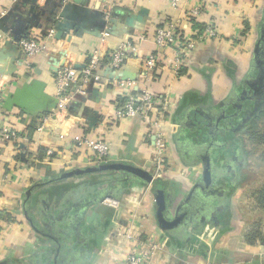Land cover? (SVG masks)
<instances>
[{"label":"crops","instance_id":"0c3cea01","mask_svg":"<svg viewBox=\"0 0 264 264\" xmlns=\"http://www.w3.org/2000/svg\"><path fill=\"white\" fill-rule=\"evenodd\" d=\"M203 1L207 12L200 17V22L213 21L221 41H207L187 54L179 77H174L168 70L172 64V52L160 53L159 69L145 85L159 103L164 101L168 105L166 131L170 172L166 184L168 190L172 187L177 189L174 196L171 194L174 200L172 205L175 204L177 208L195 184L203 185L202 174L206 161L212 176L220 167L230 170L227 172V168L220 176L213 178L211 188L224 191L213 198L217 209L208 223L202 217L193 216L187 229L180 233L174 231L169 236L157 228L151 189L147 190L143 185H134L117 200L110 198L118 203L116 208L107 206L103 203L104 199L96 203L77 200L76 205L83 211V227L79 230L74 224V231H78V236L88 244L87 257L82 264H114V255L119 256L116 249L121 252L129 245L126 238L118 233L130 229L141 240L153 233L159 242H166L160 259L169 264H264V245L246 237L251 227L245 228L234 205L237 189L243 184L241 174L247 158L242 140L246 137L241 136L240 151L233 149L229 154L225 151L220 155L217 151L219 148L214 149L212 142H201L200 159L194 156V159L190 158L187 152L184 155L178 152L177 136L182 129L181 124L188 125L192 121V114L202 110L209 114L206 121L201 119L203 125L199 127H208V122L214 120H211L212 112L216 113L220 103L236 91L239 93L243 90L242 82L251 57L240 49V54L235 56L228 38L238 33L244 22L251 27L259 17L263 19L264 16V8L259 16V4L253 9L252 0ZM106 3L113 7L116 20L115 33L110 36L105 48L112 50L124 41L136 44L139 51L127 61L123 74L136 75V81L139 82L141 60L156 52L154 32L175 15L166 0H38L36 5L32 0H0V19L8 15L0 24V70L6 74L0 76V93L5 99L8 93H14L16 89L33 88L24 91L23 107L13 105L8 110L3 108L0 113V130L10 128L16 134L6 141L0 138V263L9 264L14 260L16 264L25 261L31 264V258L36 255V243H41L42 239H38L39 236L32 231L25 214L33 224L39 223L37 216L41 208L46 205L56 215L58 204L68 199L59 196L58 202L54 201L52 198L57 193H72L73 188L82 184L105 181L95 179L75 182L103 175L99 174L47 184L61 173L88 167L89 155L74 147L75 139H102L109 145L105 163L120 162L151 171L150 161L154 158L153 130L139 117L113 121L114 110L124 100L120 89L104 87L98 89V94L85 100L76 99L61 117L55 115L56 107L51 109V99L56 93L54 70L63 66V56L79 66L87 61L99 42L95 33L100 21L93 11L97 5L100 7ZM62 12L64 18L60 33L58 38L54 33L47 42L48 53L27 59L13 39L29 36L42 39L50 29H54ZM182 29L189 32L190 27L184 22ZM142 36L144 38L141 40ZM231 62L235 68L228 66ZM230 75L234 76V80ZM239 79L236 84L235 80ZM138 84L133 87V92L141 87L140 82ZM48 109L51 111L43 112ZM39 115L42 117L38 118ZM41 126L42 130L38 131ZM208 134L204 132L200 139H210ZM195 137L181 138L184 142H192ZM47 151H52L49 157ZM233 155L235 159L232 161ZM221 161H228V164H221ZM33 186L31 196L24 205L26 192ZM230 189L233 190L226 197ZM197 192V196H201L202 193L199 190ZM207 194L211 195V191ZM190 205L183 204L184 209ZM8 217L13 221H7ZM262 221V226L258 227L260 232H264V218ZM197 228H201V231L195 235ZM194 235L196 243L191 244Z\"/></svg>","mask_w":264,"mask_h":264},{"label":"built area","instance_id":"2783aa9c","mask_svg":"<svg viewBox=\"0 0 264 264\" xmlns=\"http://www.w3.org/2000/svg\"><path fill=\"white\" fill-rule=\"evenodd\" d=\"M175 15L154 32L153 43L156 52L148 54L141 60L142 69L140 74V85L137 93L133 92V87L138 81L130 80H107L98 75L104 68L119 71L124 67L129 59L136 56L139 49L136 44L124 41L115 46L114 49H106L110 35L103 31L99 36L98 46L90 53L87 61L81 65L80 69L75 68V62L64 56V64L54 72L53 84L55 87L56 108L55 115L61 117L67 113L69 104L78 96H85V89L91 79L95 81L94 86L98 89L113 87L122 91V104L113 113V121H122L133 117H139L144 124L153 130V151L154 158L151 161L152 175L154 178L161 179L165 174L167 161V131L168 114L167 103H159L146 88L147 83L159 69L158 55L165 51L173 54L172 64L168 70L174 77L180 76V70L184 67V59L199 44L207 41H216L220 33L213 25H206L204 30L199 33L191 29L189 18L199 19L207 12L206 3L203 0H166ZM102 18L105 22L110 19L113 7L109 3L99 7ZM188 21L189 32L184 31L180 35L184 22ZM54 36V30L50 29L42 39L29 36L19 40L16 45L27 59L48 53V41ZM182 37V38H181ZM144 36L140 37L142 40ZM104 81L100 84V81ZM139 85V84H138ZM138 87V86H137ZM4 96L0 93V113L3 109ZM42 121V120H41ZM170 126V125H169ZM42 130V126L38 131ZM15 132L10 128L0 130V138L3 141L15 137ZM74 147L82 149L89 155L87 165H98L105 163L108 158L109 145L99 138H81L74 140ZM47 156L52 151H47ZM166 164V165H165ZM149 187H147V190ZM103 203L111 208H116L118 203L115 200L104 199ZM124 236L129 243L124 251L116 249L119 256L114 255V264H169L160 259L164 252L166 242H159L158 238L151 233L147 239L141 240L130 230L118 233Z\"/></svg>","mask_w":264,"mask_h":264},{"label":"water","instance_id":"95a60500","mask_svg":"<svg viewBox=\"0 0 264 264\" xmlns=\"http://www.w3.org/2000/svg\"><path fill=\"white\" fill-rule=\"evenodd\" d=\"M26 1L28 0H23V2H26ZM36 2H38V0H32V3L34 5H36ZM98 9H99V6L97 5L96 9L93 11V14L96 15L100 21V27L98 31H96L95 33L96 36L99 37L103 31H106L110 36L113 35L115 33V20H116L115 13L112 12L110 19L107 22H105L102 18V13L98 11ZM7 16L8 15L1 17L0 24L4 22ZM63 18H64V13L62 12L61 14H59L58 19L56 20V24L53 29L55 33V37L57 38H58V34L60 33V27H61L60 25L63 21ZM263 32H264V16H263V21L260 25L261 35H259V40L255 44V47L253 50L252 66L250 69V72L252 73L257 72V74L255 75V77H252L249 79V81H247V85H245V87L247 86L248 89L246 90L244 87L242 91L243 93H246V92L253 93V96H251L250 99L252 100L254 99V104H253L254 108H253V111L250 112L249 116L253 115L254 111H256V109L259 108L264 98V54H263L264 43L262 42ZM21 39L23 38H15L13 39L14 41L13 43L16 45V43ZM80 67L81 66L79 65H75L76 69H80ZM125 68L126 67L124 66L119 71H114L110 68H104L102 71L98 72V75L102 77L103 79H107V80L115 79V80L135 81L137 79L136 75L129 76L127 74H123V71ZM3 75H6V74L2 70H0V76H3ZM103 82L104 81L102 80L99 83L102 84ZM94 83L95 81L91 79L85 89V96H78L76 99L85 100V98H89V96L91 95L94 96L98 94V88L94 86ZM32 89L31 88L30 90L27 88H25L24 90L16 89L14 93H8L3 101L2 107L7 110L11 108V106L13 105L23 107L22 101H23V97L25 96L23 93L24 91L25 92L31 91ZM50 105H51V109L56 107L55 97L51 99ZM51 109L45 110L43 112L48 113L51 111ZM220 109H219L220 112H224ZM40 117L42 116L39 115L38 118ZM246 121L247 119H244L243 123H245ZM181 126L183 127L182 124ZM192 128H194V126H192ZM238 129L239 128H237V130ZM209 135L210 137H213L211 132L209 133ZM204 163H205L204 164L205 167H204L203 174H202L203 185L199 183L195 184L190 189L187 195V198L192 196L194 200V203H192V206H193V210H191L192 213H190L189 208H186V209L182 208L184 207L183 206L184 202L182 201L180 205L176 208V213L174 217H172L170 214L171 212L170 209H171V206L174 200L171 199L172 198L171 196H169V190L166 188V186L162 182H160L157 178H154L151 172H149L148 170L142 169L140 167H137V166L120 163V162H113V163L108 162V163H100L98 165H88V167H85V168H74V169H71L70 171L61 173L58 177H55L54 179H51L50 181H48L47 184H53V183L61 182V181H64L70 178H80V177H84L88 175L119 173L122 177H124L126 181L128 180V178H130L132 180H135L141 183V185L145 187H149L151 189V193H152V197H153L154 205H155L154 217H155L157 228L162 233L172 236V232L177 231L176 229H178V231L179 230L184 231L185 228L187 229V226L192 223L193 216L202 217L204 219V222L208 223L209 220L213 217L215 210L217 209V207H215V204H213V202L215 201V199L213 198L216 195H220L224 193V191H221V188L216 189V190H213L211 188L214 176L211 175L212 173L210 171L208 163H206V161ZM213 163L215 164L216 162L213 161ZM36 186L38 187L40 185H36ZM34 187L35 186H33L31 189H29L26 192V199L24 200V203H23L24 205L26 204L27 199L31 196V193ZM197 190H199L202 193L201 196H197V197L195 196ZM208 191H211V195L207 194L209 193ZM229 191H232V190L230 189ZM187 198L185 200H187ZM181 209L183 210L181 211ZM25 218L29 222L30 224L29 226L31 227L32 231L38 234L39 233L38 230L34 227L33 223L27 217L26 214H25ZM201 227H203V225ZM0 264H3V263H0Z\"/></svg>","mask_w":264,"mask_h":264},{"label":"flooded vegetation","instance_id":"af4514ba","mask_svg":"<svg viewBox=\"0 0 264 264\" xmlns=\"http://www.w3.org/2000/svg\"><path fill=\"white\" fill-rule=\"evenodd\" d=\"M260 33V31H259ZM261 35V33L259 34ZM262 42L264 43V32L262 35ZM262 43V44H263ZM263 54H264V49H263ZM256 66V65H255ZM254 67V66H253ZM254 77V76H253ZM247 81L243 79V87H245V85H247ZM244 89V88H243ZM245 89L247 90V86L245 87ZM243 91V90H242ZM239 92L236 91L232 96L228 97L226 100L222 101L220 103V107H218L216 113L212 112L213 114V118L211 120L213 121H209L207 126L208 127H214V130L218 129L220 126V122L221 121H225L226 123L230 126L229 128H225V131L228 133L229 132V136L231 132H235V131H240V129H243L245 124L243 123V120L241 121V123L239 125H233L230 124V122L228 123V121L234 122V118L237 117V115L239 114V112H241V110L243 111L244 108H242V104L244 101H248L250 100L251 96H253L252 92ZM229 107L230 109H234L233 111L231 110V113H229ZM221 108L222 111L224 112H220L219 109ZM205 110V109H203ZM227 110L229 111L227 114ZM211 112V111H208ZM209 113H205L202 110L197 111L196 113L192 114V121H195L196 124L202 126L203 123H201L200 121H202L201 119L203 118V121H206V117H208ZM227 114V115H226ZM226 115V116H225ZM201 117V118H200ZM226 118V119H225ZM232 118V119H231ZM243 124V125H242ZM190 125V124H189ZM195 126L194 124V128L192 129V132H196V137L195 139H193V143L191 141H182V138L188 137L189 139H192L193 134L191 133H185L182 129L180 130V133L177 136V141H178V152H180V154H183L185 152L188 153L190 158H199V153H200V148L199 145H202L200 138L202 136H204L203 131L205 132V130L202 131L203 128ZM191 126V125H190ZM237 128H239L237 130ZM220 129V128H219ZM200 132V134H199ZM214 137H212L213 141L215 139V135H213ZM220 134H217V139H219ZM227 137L226 140L228 141ZM182 137V138H181ZM221 138V137H220ZM206 139V138H205ZM186 140V139H185ZM183 142V144H182ZM204 142V141H203ZM194 144L196 145V147L194 146ZM205 144V143H204ZM213 145H215V143L212 142ZM218 144V143H217ZM227 142H222L221 144H218L219 148L217 151H219L220 155L222 153H225V151L229 154V152L233 151V146H230L228 148H224L226 146ZM223 149V151H221ZM184 155V154H183ZM194 156V157H192ZM232 161L233 159H235V156L233 155L231 157ZM206 160V159H205ZM235 161V160H234ZM231 162V161H229ZM225 163V165L228 164L227 162L221 161V164ZM192 168V167H190ZM210 168V166H209ZM228 167H226L227 169ZM226 169H224L223 167L219 168V173L222 174L223 171H225ZM229 168L227 169L228 172ZM230 172V170H229ZM50 181V180H49ZM218 186V185H215ZM189 192V191H188ZM188 192L184 195V198L182 199V201L184 202V204L186 205H190L192 203H194L193 197L190 196L189 198H187ZM210 192V191H208ZM198 192H196L195 196L197 197ZM169 196H171L170 191H169ZM194 196V197H195ZM187 198V200H185ZM71 196L68 197V199H66V201L63 203L61 201V203H59L58 205V210L56 212H58L56 215H54V212H52V208H49L48 206L45 205V207L40 209L39 215L37 216V218L40 220V222L33 224L34 227L38 230V234L39 237L38 239H42L41 243L39 242L36 243V255L34 254V262L31 264H82L84 262V260H86L87 257V242L84 241L83 239H81L80 236H78V231L73 232L72 234V229H67L65 226V222H63L62 220L67 218V224H69V228H70V222H72V224H74V220L76 218V214L75 212H77L79 209H81V207L76 205V201H72L70 202ZM191 207H189V211L190 213H192L191 210H193V206L190 205ZM174 207V209H172ZM184 208V207H182ZM54 210V209H53ZM46 211V213H45ZM171 216H174L176 213V206L175 204H173L171 206ZM83 219V216L81 217V220ZM49 220V221H48ZM80 220V221H81ZM54 222V224H52V222ZM82 222V221H81ZM84 222V221H83ZM77 225V224H75ZM79 228L80 230V223L76 226ZM83 227V226H82ZM53 228V230L51 229ZM178 230V229H176ZM179 232V231H178ZM180 233V232H179ZM45 235V236H44ZM48 239V242H47ZM46 240V241H45ZM49 240H51L49 242ZM22 263V262H21ZM19 262V264H21ZM22 264H30L28 261L23 262Z\"/></svg>","mask_w":264,"mask_h":264},{"label":"trees","instance_id":"16d2710c","mask_svg":"<svg viewBox=\"0 0 264 264\" xmlns=\"http://www.w3.org/2000/svg\"><path fill=\"white\" fill-rule=\"evenodd\" d=\"M264 13V12H263ZM189 22L191 24V29L193 31H198L199 33H201L206 25H213L215 26L213 21H208V22H200L201 19H195V18H189ZM186 23H188V21H186ZM216 27V26H215ZM250 29V25L247 22H244V25L242 27V31L240 32V36H244L246 34V32ZM249 32V31H248ZM180 35H184V29L181 28V30L179 31ZM182 38V37H181ZM200 45V44H199ZM198 46V45H197ZM229 67L231 68H235V65L233 64V62L228 64ZM184 68H182L181 70H183ZM251 69V68H250ZM250 69L248 71V74L245 76L246 80H249L250 78H252L253 76L255 77V75L257 74V72H250ZM180 70V73H181ZM230 78L232 80H234V76L232 77L230 75ZM243 86V85H242ZM137 93V92H136ZM242 104V108H244V110L241 112H239V114L237 115V117L234 118V122L228 121V123L230 122V124H233L234 126L239 125L242 121V119H247V121L244 123L245 126L243 129H240V131H233L230 133L229 136V132L227 133L225 131V128H229L230 126L226 123L225 121H221L220 122V126L218 129L214 130V127H205L202 129L205 130V132L208 133H213V135H215V139L214 141L211 139L212 137H210V139H204L203 143L207 144V143H215V145H212V147L214 149H216L218 146V144H221L222 142H227L226 146L224 148H228L230 146H233L234 150H238L240 151L242 143H241V136H244L248 139H250V141L256 142L258 143V145L262 148V152H261V160L264 162V98L262 103L260 104L259 108L256 109V111H254L253 115H250V112L253 111V104H254V99H250V100H246ZM221 110V109H220ZM231 110L233 111L234 109H230L229 107V111L227 110V114L231 113ZM229 112V113H228ZM226 114V115H227ZM225 115V116H226ZM226 119V118H225ZM232 119V118H231ZM191 126H190V125ZM188 125L182 127V130L187 134L191 133L193 134V137L196 136V132H192L191 128L192 126H197L198 124H196L195 121H191L189 122ZM199 127V125H198ZM210 128V129H209ZM193 129V128H192ZM211 129H213L211 131ZM204 133V131H203ZM217 134H220L219 139H217ZM209 135V134H208ZM228 141L226 140L227 137ZM192 137V138H193ZM202 140V139H201ZM218 143V144H217ZM223 151V149L221 150ZM219 152V151H218ZM219 169L214 173V177L220 176L219 173ZM101 176H108L109 179L105 180L104 182H100V183H86V184H82L80 186H77L76 188H73V192H66V193H60V194H56V197H53L52 199L54 201L58 200V197L61 196H65V198H68V196L71 194V199L70 201H77V200H84V201H92V203H96L99 202L103 199L106 198H113V199H118V197H120L123 193H125L127 190H129L131 187H133L134 185H138L141 183L132 180L130 178H128V180L126 181L124 179V177H122L119 173H107V174H103ZM160 182H162L166 188H167V182L166 179H158ZM169 188V187H168ZM171 188V187H170ZM235 188V186L233 187ZM170 190V194H172V196H174L176 194L177 189L175 187H172V189ZM233 190V189H232ZM65 192V191H64ZM230 195V191L226 194V197H228ZM257 201H259L263 206H264V185L261 187V189L258 191L257 193ZM66 201V200H65ZM58 202V201H56ZM67 202V201H66ZM27 203V202H26ZM83 211L78 210L77 212H75L76 214V218H75V222L74 224H79L80 223V227L83 225V223L80 221L81 220V215H82ZM67 218L63 219L62 221L65 222V226L67 229H72V234L74 231V224H72V222H70V228H69V224H67ZM7 221H13V219H10L9 217L7 218ZM52 224H54L53 221H51ZM202 226V225H201ZM200 226V227H201ZM53 230V228H51ZM182 231V230H179ZM201 231V228H197L195 231V235L197 233H199ZM195 235L192 236V239L190 240V243H194V239ZM246 237L253 239L258 241L260 244L264 245V232H260L257 228L251 227L247 233H246ZM245 237V238H246ZM196 243V242H195ZM194 243V244H195ZM200 253V252H199ZM201 254V253H200ZM202 255V254H201ZM35 258L32 257L31 258V263L34 262ZM9 264H16V262H14V260L10 261Z\"/></svg>","mask_w":264,"mask_h":264},{"label":"rangeland","instance_id":"374dc122","mask_svg":"<svg viewBox=\"0 0 264 264\" xmlns=\"http://www.w3.org/2000/svg\"><path fill=\"white\" fill-rule=\"evenodd\" d=\"M252 6L253 9L255 8L256 4L258 6L259 4V12L258 15L261 16L260 11L264 8V0H252ZM263 19L262 17H259L257 21L253 24V26L250 27V29L246 32V36H240V31H242V28H239V32L236 34H233L229 36L228 41L231 42L230 47L232 48V51L234 55L240 54L239 49L242 50V52L247 54H250V62L248 70L252 66V56H253V50L255 47V44L259 40V31H260V25L262 23ZM241 27V26H240ZM235 32L238 30L235 28ZM247 40H246V39ZM221 41V39H219ZM248 72L244 74V76L247 75ZM243 76V77H244ZM240 79L238 81L235 80L236 84H238ZM235 86V83L233 82V87ZM243 148L246 154V161L243 165L242 169V186L238 187L237 189V199L234 200V205L236 207V213L238 218L241 217L242 222L245 223V228L248 229L249 227L257 228L262 226V219L264 218V206L257 201V193L261 189V187L264 185V162L261 160V152L262 148L258 145V143L250 141L248 138H243ZM168 143V140H167ZM169 148V143L167 147V151ZM168 159V156H167ZM169 165L165 164V174L162 176V178L167 179L169 172H170V161ZM151 162V161H150ZM151 164V163H150ZM151 173H152V164H151ZM107 180L109 179L108 176H100V178H97L96 176H92L90 178H82L80 180H75V182L78 181H87V180ZM76 185H79L76 184ZM75 186V185H74ZM131 190V188H130ZM263 231V230H262Z\"/></svg>","mask_w":264,"mask_h":264}]
</instances>
